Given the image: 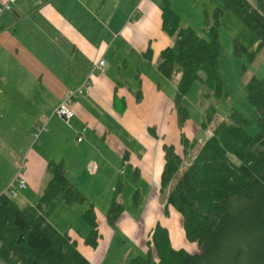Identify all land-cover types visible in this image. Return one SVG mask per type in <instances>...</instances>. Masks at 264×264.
<instances>
[{
    "label": "crops",
    "instance_id": "crops-1",
    "mask_svg": "<svg viewBox=\"0 0 264 264\" xmlns=\"http://www.w3.org/2000/svg\"><path fill=\"white\" fill-rule=\"evenodd\" d=\"M164 1L17 0L11 11L0 16V171L10 169L12 177L0 184V195L25 163L28 188L18 197L26 205H36L50 180L48 163L62 162L68 179L87 201L78 208L53 201L45 217L75 240L92 264H101L110 250L115 229L106 219L118 186L124 209L118 222L129 236L136 235L141 250L147 252L157 223L169 229L175 249L188 250L185 235L179 233L177 241L178 232L172 235L177 227L170 216L179 220L181 214L173 207L169 217L164 212L160 189L165 146H174L188 164L182 136L197 141L199 149L213 128L202 127L204 108L198 101L189 108L187 97L189 118L179 125L177 84L158 69L161 52L176 41L162 27ZM168 1L180 15L174 0ZM182 23L190 26L183 18ZM101 60L105 66L95 71ZM87 80L91 90L80 93ZM68 98L75 115L67 122L53 110ZM21 123L28 124L24 130L28 142L18 151ZM37 126L46 130L36 140ZM31 138L35 143L29 146ZM127 203L135 204L136 219L127 211ZM90 205L98 220L96 247L86 243L69 215L75 209L82 216ZM52 210L56 212L50 218L47 214ZM59 211L62 216L56 217ZM100 223L105 228L100 229ZM133 255L132 249L125 262Z\"/></svg>",
    "mask_w": 264,
    "mask_h": 264
},
{
    "label": "trees",
    "instance_id": "trees-1",
    "mask_svg": "<svg viewBox=\"0 0 264 264\" xmlns=\"http://www.w3.org/2000/svg\"><path fill=\"white\" fill-rule=\"evenodd\" d=\"M254 1L256 4L218 0L222 7L215 8L212 15L206 13L202 27L206 37L183 26L168 0L162 3L163 30L176 41L161 52L158 69L177 84L175 104L181 127L189 118L185 98L197 81L201 84L197 101L204 108V128L215 120L219 99L226 95L219 75L220 25L226 12L236 15L257 37L256 51L236 41L237 55L247 53L252 61L264 48V0ZM150 55L151 50L144 54L147 59ZM247 93L260 128L257 135L246 130L252 121L234 110L214 127L180 177L184 159L174 146H165L160 189L166 197L164 212L168 214L173 207L181 214L186 238L196 243L200 252L175 249L169 230L157 223L147 242V255L131 257L126 264H264V78H251ZM181 141L188 157L197 141H188L184 135ZM47 172L50 180L36 205L21 208L7 191L0 195V259L5 264H92L79 251L77 242L45 217L53 201L71 206L82 205L87 198L68 179L62 162L50 161ZM121 191L118 186L114 193L108 213L111 223L124 210L118 199ZM82 217L91 227L85 241L96 247L99 230L95 208L90 205Z\"/></svg>",
    "mask_w": 264,
    "mask_h": 264
},
{
    "label": "rangeland",
    "instance_id": "rangeland-1",
    "mask_svg": "<svg viewBox=\"0 0 264 264\" xmlns=\"http://www.w3.org/2000/svg\"><path fill=\"white\" fill-rule=\"evenodd\" d=\"M249 1L256 4L254 0ZM174 3L183 20L190 26H192L196 30V32L203 37H206L205 33L202 30V27L204 26L206 20L205 11H209V15H212L215 8L222 7V4L218 2V0H174ZM201 19L202 22L199 21ZM236 41L241 43L249 51H256L258 48L256 34L251 29H248L236 15L226 12L221 18V53L219 58V75L221 76L222 85L226 95L225 97L219 99V112L215 120L211 123V127L214 129V127H216V125H218L220 121L226 119L234 110H236L243 116H245L248 120L252 121V124L247 127L246 130L250 135L255 136L259 133L260 128L255 121V110L248 101L247 84L254 76L258 78H264V48L260 51H257L255 54V59L250 61L247 53L243 52L241 56L236 54ZM201 75L203 76L204 73H201ZM200 87L201 84L197 81L188 93L186 104L189 108H191L192 104H197ZM27 125V123L19 124L20 133H18V136H20V139L18 146H15L18 151H22L26 146L25 143L28 142V140H26V138L24 137V130L25 128H27ZM34 140V138L30 139L29 146L34 145ZM199 149H197L196 146L193 153L187 157L189 163H185L183 165L182 171L180 172V174H178V177H180V175L188 168L190 162L194 160V157L197 155ZM11 179L12 177L10 169L5 168L0 171V184L5 185V183ZM176 181L177 179H175L174 184L176 183ZM163 197L166 199L165 196ZM16 201L21 208L27 206L21 197H17ZM126 205L127 211L130 212L131 217L133 219H136L138 217V213L133 210L135 204L127 203ZM78 207L79 205H75L74 208ZM87 209L83 211V214ZM55 212L56 211L52 210L47 214V216L52 218ZM69 215L70 219L73 220L75 225L79 226L78 230L81 231L83 239L86 240V237L91 230L89 224L85 222L83 217L80 216L79 212H77L75 209H71V213ZM60 216H62V213L59 211L57 212L56 217ZM165 216L169 217L170 213L165 214ZM170 217V222L172 221L174 223L173 225H176L177 227V230L174 228L172 229V235L178 232L175 236V241H177L180 237L179 233L185 235V231L183 228V219L181 215H179V220H172L173 215ZM106 223L111 229L114 228L115 232L109 244L110 250L101 264H124L126 263L125 261L127 254H129L130 250L132 249L134 250V255L132 256V258L138 255H147V252L141 250L135 243L136 235L133 234V236H129L127 233H125L123 231L122 224L118 222V220L111 223L109 219H106ZM99 228H105L104 224L100 223ZM106 235L107 234L103 236L104 241L107 240ZM186 247L188 249L187 251L191 253L200 252V248L198 247V245L196 243L188 242V240L186 241ZM147 249L148 248L146 247V250ZM0 264L5 263L0 259Z\"/></svg>",
    "mask_w": 264,
    "mask_h": 264
},
{
    "label": "built area",
    "instance_id": "built-area-1",
    "mask_svg": "<svg viewBox=\"0 0 264 264\" xmlns=\"http://www.w3.org/2000/svg\"><path fill=\"white\" fill-rule=\"evenodd\" d=\"M17 0H0V16L4 15L5 13L12 10L13 4H15ZM105 66V61L101 60L99 64L95 67L96 70H100ZM91 83L87 80L84 82V84L79 89V92L82 93L83 91L89 92L91 90ZM73 103V100L71 98H68L61 102L54 110L53 114L60 117L61 119L65 121H69L72 119L75 115L71 105ZM46 130L45 126H37L33 136L37 140L39 137V134ZM79 141H82V136H79ZM25 170V163L21 164L19 167V171L16 176V180L14 183H12L10 186L7 187L6 191L10 194L11 197L17 198L20 194V191L26 190L28 188V183L26 179L23 177V172Z\"/></svg>",
    "mask_w": 264,
    "mask_h": 264
}]
</instances>
